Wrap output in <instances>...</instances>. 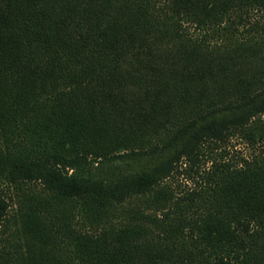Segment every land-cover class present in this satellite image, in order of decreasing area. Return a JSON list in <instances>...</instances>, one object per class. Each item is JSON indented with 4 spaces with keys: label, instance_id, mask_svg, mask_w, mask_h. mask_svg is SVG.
Segmentation results:
<instances>
[{
    "label": "trees",
    "instance_id": "1",
    "mask_svg": "<svg viewBox=\"0 0 264 264\" xmlns=\"http://www.w3.org/2000/svg\"><path fill=\"white\" fill-rule=\"evenodd\" d=\"M0 264H264V0H0Z\"/></svg>",
    "mask_w": 264,
    "mask_h": 264
},
{
    "label": "rangeland",
    "instance_id": "2",
    "mask_svg": "<svg viewBox=\"0 0 264 264\" xmlns=\"http://www.w3.org/2000/svg\"><path fill=\"white\" fill-rule=\"evenodd\" d=\"M226 148L229 149L230 154H235V155H238L240 153L246 155L249 154L251 151V147L247 144V142L236 136L231 138ZM219 150L220 149H218V151ZM142 162H144V160L134 159V160H129V162L120 161L118 164L120 165L121 168L120 170L124 171L127 169L139 167L142 164ZM104 165L107 166V168L111 167L110 162H106L104 163ZM168 180L178 188H182V187L184 188L186 186L191 185L190 179H186L184 174H180V175L174 174Z\"/></svg>",
    "mask_w": 264,
    "mask_h": 264
}]
</instances>
